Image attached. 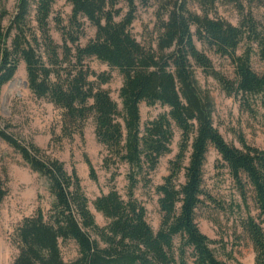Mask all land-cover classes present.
<instances>
[{
	"label": "trees",
	"instance_id": "16d2710c",
	"mask_svg": "<svg viewBox=\"0 0 264 264\" xmlns=\"http://www.w3.org/2000/svg\"><path fill=\"white\" fill-rule=\"evenodd\" d=\"M54 1L15 0L11 14L0 1V99L2 87L22 60L32 94L60 110V138L81 136L92 117L95 138L106 150L103 166L128 165L126 192L123 197L112 186L91 201L107 219L105 225L97 224L75 169L66 171L62 161L16 137L8 124H0V139L44 177L52 196L47 212L37 207L17 224L12 264H230L215 255L213 240L195 221L203 199H212L203 188L209 147L219 155L241 197L245 215L240 225L252 244L254 264H264V146L247 143L240 133L239 146L223 138L213 123V98L195 76L200 69L226 95L238 98L244 110L256 114L261 109L264 123V73L254 71L250 60L255 53L264 60V20L252 11L264 7V0H156L154 47L141 44L130 31L137 4L145 6L150 0H122L126 10L118 20L120 0H65L71 5L68 25L54 17L61 43L50 34ZM218 5L232 6L237 22L217 15ZM82 17L95 27L84 45L79 44ZM195 41L227 57L234 77L216 69ZM241 43L244 48L237 53ZM92 56L121 75L120 106L101 87L110 74L96 73L87 65ZM141 102L166 110L141 128ZM174 127L179 131L177 151L168 161L167 175L155 186L161 219L153 230L134 189L138 183L148 185L159 158L171 151ZM85 163L95 180L87 158ZM247 186L257 210L254 216L249 213ZM5 194L0 187V202ZM68 240L76 245L77 255L65 261L60 244Z\"/></svg>",
	"mask_w": 264,
	"mask_h": 264
},
{
	"label": "rangeland",
	"instance_id": "374dc122",
	"mask_svg": "<svg viewBox=\"0 0 264 264\" xmlns=\"http://www.w3.org/2000/svg\"><path fill=\"white\" fill-rule=\"evenodd\" d=\"M11 14L15 0H0ZM118 20L126 10V4L120 0ZM156 0L142 6L137 4L135 17L130 25V31L137 41L145 46H155L157 36ZM189 8L199 11L194 4ZM253 14L259 20H264V7H255ZM71 14V5L65 0H55L49 17L50 34L53 40L61 43V35L56 28L54 17L59 16L62 24L68 25ZM216 14L235 24L238 15L230 5H218ZM83 34L79 44L84 45L94 36L95 27L84 17L81 19ZM8 20L4 21L7 24ZM198 48L203 49L211 59L214 67L229 78H233V65L225 57L213 53L195 41ZM244 48L241 43L237 53ZM251 67L254 71L264 73V60L255 53L251 55ZM87 65L96 73L106 72L110 79L101 85L109 92L110 97L120 106L118 90L122 77L116 68H110L106 63L95 57L86 59ZM195 76L200 86L209 91L214 101L213 123L223 138L239 146L236 135L242 134L247 143L264 146V123L261 109L252 114L240 105L238 98L228 96L219 84L210 76L202 74L196 69ZM24 63L19 60L13 77L4 84L0 99V124H8V131L24 142L37 145L44 154L57 158L63 162L66 171L75 169L80 179L81 187L89 201V208L99 225H105L107 219L95 211L91 201L98 195L106 193L113 186L118 193L125 197L128 171L126 163H118L106 169L103 158L106 150L94 135L92 117L84 123L82 135L73 134L71 138H60L61 115L60 110L44 98L35 97L27 87ZM166 110L165 107L155 104L147 106L144 102L139 104L140 126ZM60 138V139H59ZM179 140V131L174 127V136L170 145L171 151L159 158L156 168L149 175V183L143 186L138 183L134 189V196L142 203L146 211V221L153 230L158 228L161 212L158 207L155 186L162 182L168 173V161L176 151ZM88 159L94 168L96 179L89 177V170L85 163ZM114 174L113 179L111 175ZM183 178L180 174L179 182ZM0 187L6 194L0 202V264H12L17 253L13 242L14 230L23 216L31 215L37 207L47 212L52 202V196L47 190L44 177L32 171L5 141L0 139ZM203 188L212 199L204 198L201 205L195 210V221L201 232L207 235L213 243L210 245L215 255L230 264H254L252 244L240 225V219L245 215L241 197L228 174V170L219 160L216 151L209 147L203 164ZM247 203L249 213L256 215L257 210L252 201L250 187L247 186ZM63 260L69 261L76 257L77 248L73 241L68 240L60 244Z\"/></svg>",
	"mask_w": 264,
	"mask_h": 264
},
{
	"label": "water",
	"instance_id": "95a60500",
	"mask_svg": "<svg viewBox=\"0 0 264 264\" xmlns=\"http://www.w3.org/2000/svg\"><path fill=\"white\" fill-rule=\"evenodd\" d=\"M25 84H26V82H25Z\"/></svg>",
	"mask_w": 264,
	"mask_h": 264
}]
</instances>
